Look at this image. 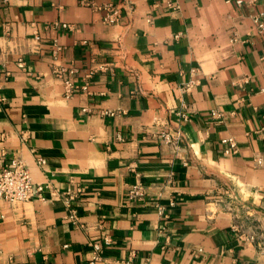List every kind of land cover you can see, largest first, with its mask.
Returning a JSON list of instances; mask_svg holds the SVG:
<instances>
[{"label": "crops", "instance_id": "crops-1", "mask_svg": "<svg viewBox=\"0 0 264 264\" xmlns=\"http://www.w3.org/2000/svg\"><path fill=\"white\" fill-rule=\"evenodd\" d=\"M133 2L107 24L79 0H0V170L23 158L55 190L0 199L1 264H90L96 242V264H264V0ZM54 63L80 83L93 65L114 71L68 98ZM69 188L87 228L66 218Z\"/></svg>", "mask_w": 264, "mask_h": 264}, {"label": "built area", "instance_id": "built-area-1", "mask_svg": "<svg viewBox=\"0 0 264 264\" xmlns=\"http://www.w3.org/2000/svg\"><path fill=\"white\" fill-rule=\"evenodd\" d=\"M231 1V0H228ZM79 3L83 6L90 7L95 11L101 12L103 14V21L107 24H115L118 23L123 15L124 9L134 10V2L133 0H124L122 5L114 4L112 2H104L100 3L96 0H79ZM158 3L164 4L167 8L176 10L179 9L180 6L177 4L176 0H158ZM264 14L260 13L254 17L257 26L261 32H264ZM151 20V19H148ZM56 26H59L58 23H55ZM63 27H71L68 23H63ZM36 38H40V35H36ZM54 48H53V56L55 59H58L61 51L63 50V46L59 43L57 39L54 40ZM18 66L26 70V61L24 58H19ZM75 70V69H74ZM69 71V68L62 64H53L52 73L64 80L65 85V96L70 98L76 93L82 91L91 93L90 85L91 80L98 72H113L114 67L108 64H96L88 69L86 74L84 75L82 82H75L71 78H67L66 75ZM193 82L188 83L185 86V90H189L192 86ZM87 111V108L83 109ZM124 111L121 109H105L102 111L104 115L114 116L119 113H123ZM180 115L184 118V120L188 119V115L185 112H181ZM157 137L162 139L166 143H174L179 139V135L172 133V131H162L157 134ZM224 142L227 143L226 152H236L238 149L237 140L234 137H229L228 139H224ZM37 163L41 166H44L47 163V160L39 156L37 157ZM53 190V186L50 181H36L27 166L26 161L23 158L13 157L10 158L3 168L0 170V199L10 201V202H27L34 199L46 200L47 193ZM146 194V185L144 181L140 178V175L137 174V180L135 183L131 185L128 191V197L130 200H138L145 197ZM81 191H75L71 188L63 191L61 193V197L68 208V213L66 218L71 221L74 225H77L81 228H87V225L83 223L80 219L79 208L77 202L80 200ZM174 205V202L171 203ZM158 211L160 216L165 219L168 217L167 207L160 204L158 206ZM251 240L254 236L250 237ZM108 242V239H106ZM94 247V255L90 261V264H96L99 260L102 259V244L99 242L91 243ZM3 253V249L0 247V255ZM14 256L10 255L8 261L3 264H13ZM1 264V263H0Z\"/></svg>", "mask_w": 264, "mask_h": 264}]
</instances>
